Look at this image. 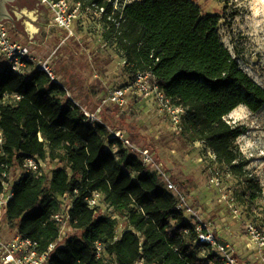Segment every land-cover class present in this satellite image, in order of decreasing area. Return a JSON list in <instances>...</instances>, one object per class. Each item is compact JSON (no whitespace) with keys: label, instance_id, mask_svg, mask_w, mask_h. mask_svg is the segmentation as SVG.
<instances>
[{"label":"trees","instance_id":"obj_1","mask_svg":"<svg viewBox=\"0 0 264 264\" xmlns=\"http://www.w3.org/2000/svg\"><path fill=\"white\" fill-rule=\"evenodd\" d=\"M71 1L80 9L102 12L104 41L123 53L132 82L139 73L150 74V82L185 110L181 135L205 144L218 163L245 182L252 201L264 200L260 182L247 170L249 161L235 148L247 130L226 119L242 105L260 111L264 88L223 44L218 17H204L193 0H144L121 10H114L108 0ZM6 66L1 58L0 100L5 94L22 99L0 105L5 138L0 192L3 175L19 168L26 157L64 164L51 176L25 175L14 183L0 222L8 224L11 235L38 242L40 252L59 243L46 264H224L217 255L199 257L195 225L178 209L159 175L113 138L106 124L88 121L61 81L32 63L24 75L7 73ZM81 88L84 104L103 89L99 82ZM105 112L114 113L112 108ZM115 128L132 132L121 124ZM96 192L126 220L127 229L120 235L117 218L89 208L86 200ZM67 199L64 212L80 234L61 244L62 228L54 216L63 212ZM99 242L106 247L100 259L95 255Z\"/></svg>","mask_w":264,"mask_h":264},{"label":"rangeland","instance_id":"obj_2","mask_svg":"<svg viewBox=\"0 0 264 264\" xmlns=\"http://www.w3.org/2000/svg\"><path fill=\"white\" fill-rule=\"evenodd\" d=\"M141 1L144 0H108L114 10H121L128 4ZM193 1L200 7L204 17H218L217 28L223 44L240 68L264 88V0ZM69 2L73 8L72 1ZM11 5L14 7L10 10L15 20L8 26L15 40L31 46V43L38 45L56 35H61L62 38L67 36V32H59L51 10L42 6L38 0H20ZM101 13L80 9L73 28L81 32L88 46L94 47L99 53V65H92L90 62L88 65H75L76 69L71 72L76 81L80 67L83 77L78 82L82 86L99 82L103 89L99 91V100L93 98L90 104H84L74 94L73 100L90 114L98 113L97 118L111 130H119L115 126L120 124L129 127L131 133L129 130H122L128 133L125 135L129 140L154 154L163 171L179 187L183 186L182 191L193 206L199 209L204 219L213 223L216 234L235 247L240 260L247 264H264V249L259 248L248 233L249 225L264 231V200L252 201L245 182L231 175L226 167L218 163L205 144L187 141L169 114L160 109L154 95L129 94L123 107L112 103L102 106L108 94L131 83L133 75L126 68L123 53L115 45L104 41ZM63 47L65 48L64 42L58 50L63 52ZM59 66L60 74L69 67ZM67 72L69 74V70ZM61 82L65 84L64 79ZM100 107L102 109L99 113L97 110ZM108 108H112V115L105 112ZM226 119L232 125L246 128L247 132L238 138L235 148L249 161L247 170L260 182L264 192V107L258 112H252L242 105ZM63 165L60 159H49L43 162V167L31 174L42 172L51 176L53 170ZM25 175L27 172L20 167L12 170L11 184ZM215 178L218 179L217 182L214 181ZM63 203L65 205L62 206V211L67 209L70 200H64ZM97 214L117 218L119 235L127 229L126 220L103 202ZM0 224V236L9 239L12 236L11 229L5 221ZM79 234L70 223H66L60 243Z\"/></svg>","mask_w":264,"mask_h":264},{"label":"built area","instance_id":"obj_3","mask_svg":"<svg viewBox=\"0 0 264 264\" xmlns=\"http://www.w3.org/2000/svg\"><path fill=\"white\" fill-rule=\"evenodd\" d=\"M39 3L47 7L53 13V20L59 29L68 33V36L73 35V26L79 16L80 4L73 8L70 6V0H38ZM9 24L0 21V59H4L7 64V73L16 75H24L29 64H35L40 70L47 73L55 80L54 72L51 67L52 57L43 61H37L32 55L28 45L13 40ZM151 75L148 73H139L136 79L125 87L111 91L107 98L102 102V106L112 103L123 107L126 104L129 94H139L143 96L154 95L160 109L169 114L171 120L178 129L182 127V121L185 110L172 104L171 100L166 97L162 89L158 85H153L150 82ZM22 99L19 94H5L0 100L1 104H11ZM70 100H73L72 98ZM74 101V100H73ZM76 103V102H75ZM77 104V103H76ZM101 106V107H102ZM81 107V106H80ZM97 112L100 113L102 108ZM84 115L91 123H103L97 114H90L82 108ZM113 138L119 139L131 153L135 154L142 163L148 167L151 172L157 173L169 192L176 199L177 207L184 213L187 219L195 225V230L198 234L197 250L201 258H208L211 255H217L224 264H247L238 258L235 247L228 241L222 240L214 229L213 223L204 219L197 207L189 201V197L181 190L171 177L163 171L158 164L154 154L147 148L140 147L132 143L123 131L111 130ZM5 142L3 132L0 131V151ZM43 167V161L37 157H26L20 168L27 172V175H32L38 168ZM10 175H3V191L0 192V222L5 208L14 195V184L10 182ZM37 175V174H35ZM9 179V181H8ZM214 181H218L217 178ZM67 198V196L65 197ZM103 196L101 193H93L87 198L89 208L98 210L101 208ZM56 222L61 226L62 232L59 242L62 240L63 230L66 223H70V217L66 212H60L54 216ZM71 224V223H70ZM249 236L255 240L259 248L264 249V231L248 226ZM188 234V231H186ZM59 243L50 245L48 251L40 252L38 242L24 238L20 235H14L10 239H5L0 236V264H46L51 252ZM106 247L102 243H96L95 255L97 258H102ZM135 264H148L144 260H139Z\"/></svg>","mask_w":264,"mask_h":264},{"label":"crops","instance_id":"obj_4","mask_svg":"<svg viewBox=\"0 0 264 264\" xmlns=\"http://www.w3.org/2000/svg\"><path fill=\"white\" fill-rule=\"evenodd\" d=\"M58 30L59 32L60 31L66 32L59 28ZM31 38L32 40H34V36H32ZM63 42L65 43V48L63 47L64 51L61 52L58 50V47L61 46ZM26 45L28 44L26 43ZM29 48L31 51V55L37 61H43L49 57H52L51 67L53 69V72L55 73V77L59 81H61V79H64L65 84L63 85L67 89L68 94L69 96L72 97V99H73V94H74L76 95L77 98L82 100V97H81V94L83 91L81 88L82 85L78 81L82 79L83 72L81 71L79 67L78 79L75 81L74 80L75 78H73V72L71 71H73V69H76L75 65H88V62H90V64L92 65H96V66L99 65V57H98L99 53L95 51L94 47L88 46L85 36H83L81 32H79L78 30L75 31L74 29L73 35L70 37L67 35L65 38H62L61 35H56L53 38L47 41H43L38 45L37 44L34 45L33 43H31V46H29ZM59 65H69V67H66V70L62 74H60ZM68 70H69V74L67 72ZM90 84L92 83H89L88 85ZM68 88H70L71 92L69 91ZM95 99L99 100V92L98 94H96ZM123 132L127 133L126 131H123ZM13 236L14 235H12L10 238H12ZM237 255L239 258L238 252H237Z\"/></svg>","mask_w":264,"mask_h":264},{"label":"water","instance_id":"obj_5","mask_svg":"<svg viewBox=\"0 0 264 264\" xmlns=\"http://www.w3.org/2000/svg\"><path fill=\"white\" fill-rule=\"evenodd\" d=\"M18 1L20 0H0V21L11 23L14 22V17L9 7L12 3Z\"/></svg>","mask_w":264,"mask_h":264},{"label":"flooded vegetation","instance_id":"obj_6","mask_svg":"<svg viewBox=\"0 0 264 264\" xmlns=\"http://www.w3.org/2000/svg\"><path fill=\"white\" fill-rule=\"evenodd\" d=\"M14 7L13 5H10V9L12 10ZM15 20V19H14ZM8 24L11 23V22H7Z\"/></svg>","mask_w":264,"mask_h":264}]
</instances>
